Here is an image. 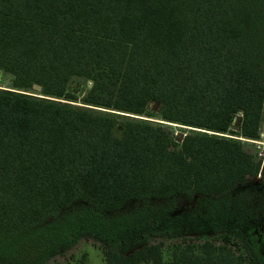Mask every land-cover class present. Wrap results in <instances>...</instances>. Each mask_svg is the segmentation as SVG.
Instances as JSON below:
<instances>
[{
  "label": "trees",
  "instance_id": "1",
  "mask_svg": "<svg viewBox=\"0 0 264 264\" xmlns=\"http://www.w3.org/2000/svg\"><path fill=\"white\" fill-rule=\"evenodd\" d=\"M4 71L61 99L72 76L91 79L82 103L109 111L0 90V264L78 202L101 219L130 201L223 196L247 175L264 184L244 150L263 118L264 0H0ZM222 238L172 264H264V221ZM162 246L109 245L104 264H166Z\"/></svg>",
  "mask_w": 264,
  "mask_h": 264
},
{
  "label": "rangeland",
  "instance_id": "2",
  "mask_svg": "<svg viewBox=\"0 0 264 264\" xmlns=\"http://www.w3.org/2000/svg\"><path fill=\"white\" fill-rule=\"evenodd\" d=\"M12 79L10 73L1 72L0 90L46 97L76 108H95L94 112L109 111L82 103L93 84L91 79L82 76H72L69 80L68 92L75 98L68 99L48 97L34 88L27 91L15 89ZM72 87L82 89V92L73 91ZM152 114L157 117V114ZM177 126L173 124L170 128L173 136L183 129ZM244 150L254 162L263 165L264 106L260 137L244 141ZM263 221L264 184L259 174L247 175L245 183L223 196L206 198L177 194L164 200H151L147 204L130 201L101 219L89 216L86 206L78 202L47 222L45 231L27 242V250L18 256L17 264H52L55 261L63 264H104L103 252L109 245L127 252L144 244L147 238L150 242L163 243L164 261L172 264L187 244L197 245L208 239L223 245V234L233 229L258 228ZM227 245L235 249L234 240Z\"/></svg>",
  "mask_w": 264,
  "mask_h": 264
},
{
  "label": "water",
  "instance_id": "3",
  "mask_svg": "<svg viewBox=\"0 0 264 264\" xmlns=\"http://www.w3.org/2000/svg\"><path fill=\"white\" fill-rule=\"evenodd\" d=\"M33 88L36 89V90H38V91L41 89L40 85H38V84H34L33 85Z\"/></svg>",
  "mask_w": 264,
  "mask_h": 264
}]
</instances>
